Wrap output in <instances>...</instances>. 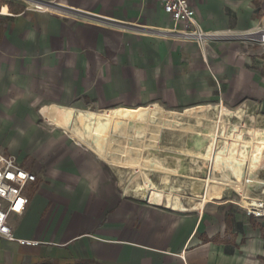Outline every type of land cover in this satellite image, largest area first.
<instances>
[{"label": "crops", "instance_id": "0c3cea01", "mask_svg": "<svg viewBox=\"0 0 264 264\" xmlns=\"http://www.w3.org/2000/svg\"><path fill=\"white\" fill-rule=\"evenodd\" d=\"M189 1L219 38L186 41L159 0H0V153L37 178L27 211L9 219L16 241L0 238V264H264V217L130 197L112 166L42 115L52 106L264 113V51L239 38L264 25V0Z\"/></svg>", "mask_w": 264, "mask_h": 264}, {"label": "bare ground", "instance_id": "6f19581e", "mask_svg": "<svg viewBox=\"0 0 264 264\" xmlns=\"http://www.w3.org/2000/svg\"><path fill=\"white\" fill-rule=\"evenodd\" d=\"M42 115L104 163L131 170L133 175L123 184L127 195L188 212L181 190L173 185L175 179H185L197 185L192 211L203 212L206 204L222 202L230 192L238 194L243 208L251 212H259L264 204V127L257 126V116L247 108L207 106L179 114L159 106L106 112L52 106ZM163 133H168L173 146L186 138L176 156L159 154ZM185 156L193 158L190 166ZM166 157H173L174 163ZM156 174L163 181L160 185L151 179Z\"/></svg>", "mask_w": 264, "mask_h": 264}, {"label": "built area", "instance_id": "2783aa9c", "mask_svg": "<svg viewBox=\"0 0 264 264\" xmlns=\"http://www.w3.org/2000/svg\"><path fill=\"white\" fill-rule=\"evenodd\" d=\"M26 2V0H16ZM163 10L176 25H182L180 35L189 42L199 46L219 38L203 31L197 19V13L189 0H159ZM38 10L43 8L37 6ZM248 47L264 48V25L239 37ZM36 175L21 167L15 158L0 153V238L14 242L13 228L9 223L12 215H23L30 203L24 191L28 184L36 182ZM249 215L264 217V204L259 212L247 210ZM21 244H31L19 241Z\"/></svg>", "mask_w": 264, "mask_h": 264}, {"label": "rangeland", "instance_id": "374dc122", "mask_svg": "<svg viewBox=\"0 0 264 264\" xmlns=\"http://www.w3.org/2000/svg\"><path fill=\"white\" fill-rule=\"evenodd\" d=\"M254 49H257V50L260 49V50L264 51L263 50L264 48H260V47H255ZM210 106L212 107V105H210ZM214 106H222V105H214ZM179 112L182 113V111H179ZM252 112L254 114L253 116L254 117L257 116L256 118H257V120H259V124L257 126L264 127V113H262L263 110H259L258 107L252 106ZM246 124L247 125H252V123L250 122L249 119H246ZM162 137H163V141H162V143H161V145H160V147L158 149L160 155L164 156L166 153H169L170 155L176 156L177 155L175 153L177 151L176 149H178V150L184 149L185 145L183 144V142H185L186 138L184 139V141L180 145L178 144L176 146H173V145H171L170 142L167 141V140L170 139V136L168 135V133H163ZM166 158H168L169 164H173L174 163L175 159L173 157H166ZM184 159H185V164L190 166L191 161H192L193 158L189 157V156H185ZM197 161H199L201 164L203 163L201 159H197ZM108 167H110V166H108ZM110 169H112V176H113L114 180H123L124 179L123 181L127 182L126 180H128V178L131 175H133L132 171L129 170V169H122V168H116V167H110ZM198 175L202 176V174H200V173H198ZM159 176H160V174L159 175L156 174V175H153L151 177V179H154L153 181H155V183L157 185H160L161 183H163V181L161 182L159 180ZM194 182L195 181H192V180L175 179V182L173 184L175 186V188H177V189L179 188L178 190H181V194L184 197L183 201H184L186 207H188L189 212H192V209L194 208V205L196 204V202L193 199L194 198L193 189L197 185L193 184ZM129 196L130 197H135V196H131V195H129ZM139 199H141V198H139ZM215 203H217V202H215ZM220 203L227 204L229 207H231L232 211H234L239 217H242V215H247V217H249L247 209L243 208V205L241 204L240 196L238 194L234 193V192L228 193L226 199L224 201L220 202ZM263 203H264V196H263ZM250 216H253V215H250Z\"/></svg>", "mask_w": 264, "mask_h": 264}, {"label": "trees", "instance_id": "16d2710c", "mask_svg": "<svg viewBox=\"0 0 264 264\" xmlns=\"http://www.w3.org/2000/svg\"><path fill=\"white\" fill-rule=\"evenodd\" d=\"M254 4L257 8H259L261 2H260V0H256ZM37 264H58V263L55 261H44V262L37 263ZM74 264H100V263H98L94 260H80V261L75 262Z\"/></svg>", "mask_w": 264, "mask_h": 264}]
</instances>
